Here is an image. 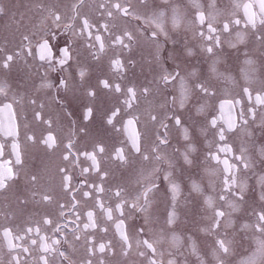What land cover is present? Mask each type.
<instances>
[{"label": "flooded vegetation", "instance_id": "flooded-vegetation-1", "mask_svg": "<svg viewBox=\"0 0 264 264\" xmlns=\"http://www.w3.org/2000/svg\"><path fill=\"white\" fill-rule=\"evenodd\" d=\"M0 264H264V0H0Z\"/></svg>", "mask_w": 264, "mask_h": 264}]
</instances>
